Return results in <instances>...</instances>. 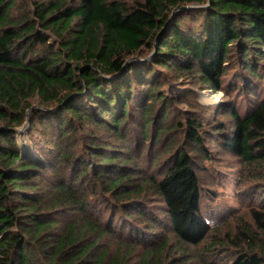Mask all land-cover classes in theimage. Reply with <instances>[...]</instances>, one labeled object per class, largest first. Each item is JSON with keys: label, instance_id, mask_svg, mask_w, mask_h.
Returning <instances> with one entry per match:
<instances>
[{"label": "trees", "instance_id": "obj_1", "mask_svg": "<svg viewBox=\"0 0 264 264\" xmlns=\"http://www.w3.org/2000/svg\"><path fill=\"white\" fill-rule=\"evenodd\" d=\"M224 158L264 190V0H0V264H264V205L201 209Z\"/></svg>", "mask_w": 264, "mask_h": 264}, {"label": "rangeland", "instance_id": "obj_2", "mask_svg": "<svg viewBox=\"0 0 264 264\" xmlns=\"http://www.w3.org/2000/svg\"><path fill=\"white\" fill-rule=\"evenodd\" d=\"M193 91L195 99L202 104L215 105L221 103L223 100L222 91H213L206 87L196 86L193 87ZM240 105L246 107V102L242 101ZM38 107L42 106L38 103L37 98H33L27 112L30 108L32 111V109ZM27 130L17 132L18 143L22 152L36 156ZM213 148H215L214 145ZM224 159L209 163L211 168L206 175L207 182L210 184H207L206 187L213 194L210 198L205 197L202 199L200 204L209 225L221 228V234L232 231L240 218V222L241 220H249L248 209L250 207L264 205V190L258 188V191L255 192L252 178L245 179L243 176L246 175V172L243 170V164L232 158ZM204 176L202 175V177ZM160 233L161 231H158V236ZM162 233L172 237L169 228L164 229ZM208 240L209 238L200 244V246L186 247V249L195 255L193 264H219L221 258L222 261L227 259L228 251L224 246L214 248L212 252H209L205 244Z\"/></svg>", "mask_w": 264, "mask_h": 264}, {"label": "water", "instance_id": "obj_3", "mask_svg": "<svg viewBox=\"0 0 264 264\" xmlns=\"http://www.w3.org/2000/svg\"><path fill=\"white\" fill-rule=\"evenodd\" d=\"M204 6V5H203ZM192 7H198V5H186V6H182L180 8H176L175 10L172 11L171 15H170V18L168 21H170L173 17V14L178 10V9H181V8H192ZM157 44L155 43L154 44V48H153V51L146 57L144 58L143 60H147L148 58H150L152 56V53L154 52L155 48H156ZM132 59H135V58H129L125 61V64L132 60ZM30 115H31V108L28 110L27 114H26V118H25V121L21 124V126L16 129V131L19 133V132H23V130H27V126L29 125V122H30ZM28 131V130H27Z\"/></svg>", "mask_w": 264, "mask_h": 264}]
</instances>
